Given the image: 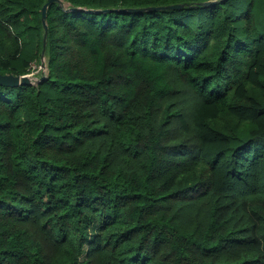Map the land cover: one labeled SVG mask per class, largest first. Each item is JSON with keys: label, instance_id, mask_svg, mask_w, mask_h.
I'll list each match as a JSON object with an SVG mask.
<instances>
[{"label": "trees", "instance_id": "obj_1", "mask_svg": "<svg viewBox=\"0 0 264 264\" xmlns=\"http://www.w3.org/2000/svg\"><path fill=\"white\" fill-rule=\"evenodd\" d=\"M47 1L0 0V74L47 68L0 87V264H264V0Z\"/></svg>", "mask_w": 264, "mask_h": 264}, {"label": "water", "instance_id": "obj_2", "mask_svg": "<svg viewBox=\"0 0 264 264\" xmlns=\"http://www.w3.org/2000/svg\"><path fill=\"white\" fill-rule=\"evenodd\" d=\"M50 3H60V0H48L47 3L45 5H43L42 7V24L44 27V31L46 32V24H45V18H46V10H47V6ZM215 1H209L206 3H203L202 5H212L214 4ZM182 5H169L166 7H155V8H141V9H127V11H131V12H143V11H160V10H165V9H179L181 8ZM72 11H78L81 10L80 8H74L71 9ZM108 11H113V10H106V12ZM116 11H125L124 9L121 10H116ZM88 12H90V10H88ZM43 49H42V57H44V53H45V45H46V38L44 37L43 39ZM44 58H42L41 61H43ZM42 80L45 79V76H43L41 78ZM32 85L29 77L27 76H13V75H2L0 74V87H9V88H15L18 86H30Z\"/></svg>", "mask_w": 264, "mask_h": 264}, {"label": "built area", "instance_id": "obj_3", "mask_svg": "<svg viewBox=\"0 0 264 264\" xmlns=\"http://www.w3.org/2000/svg\"><path fill=\"white\" fill-rule=\"evenodd\" d=\"M39 77H34L32 74H27L25 76L29 77L32 85H36L40 81V76L45 75L47 73V68L45 65L44 60L42 61L41 65L39 66Z\"/></svg>", "mask_w": 264, "mask_h": 264}, {"label": "rangeland", "instance_id": "obj_4", "mask_svg": "<svg viewBox=\"0 0 264 264\" xmlns=\"http://www.w3.org/2000/svg\"><path fill=\"white\" fill-rule=\"evenodd\" d=\"M44 62H45V59H43ZM42 63V61H41ZM40 64H35V65H32L31 68H30V71H29V74H32L34 77H39L40 73H39V66L41 65Z\"/></svg>", "mask_w": 264, "mask_h": 264}]
</instances>
